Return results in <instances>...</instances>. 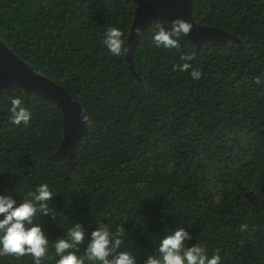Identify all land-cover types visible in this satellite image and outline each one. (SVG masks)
<instances>
[{
    "label": "trees",
    "instance_id": "obj_1",
    "mask_svg": "<svg viewBox=\"0 0 264 264\" xmlns=\"http://www.w3.org/2000/svg\"><path fill=\"white\" fill-rule=\"evenodd\" d=\"M132 0H0V41L35 74L61 86L83 111L73 148L61 105L19 86L0 90V194L18 203L47 182L51 215H37L49 241L75 223L86 233L124 229L120 251L137 264L158 255V237L185 228L191 247L219 250L222 264H264V0H192L191 19L229 37L178 50L141 32L128 59ZM120 28L125 51L112 57L106 30ZM202 78L174 71L180 56ZM257 77L261 83H255ZM22 95L28 126L10 122ZM63 153L60 154V152ZM247 228L242 230V226ZM81 246V252L86 246ZM51 246L41 264H55ZM0 264H33L0 257Z\"/></svg>",
    "mask_w": 264,
    "mask_h": 264
},
{
    "label": "clouds",
    "instance_id": "obj_2",
    "mask_svg": "<svg viewBox=\"0 0 264 264\" xmlns=\"http://www.w3.org/2000/svg\"><path fill=\"white\" fill-rule=\"evenodd\" d=\"M192 24L183 19H176L172 25L157 23L152 33V44L160 50H178L180 38L192 30ZM137 35L141 28L135 29ZM103 45L112 57H120L125 51V36L118 27L106 30ZM193 56L184 53L180 56L182 63L174 66V71L189 72L191 79L198 81L202 78V70L194 68ZM255 83L260 84L257 77ZM10 99V122L13 125L28 126L33 113L25 105L22 95L12 96ZM54 193L47 182L36 186L22 202L18 203L10 192L0 194V257H23L30 255L33 264H41L49 252L50 243L54 247L55 264H137V258L131 252L120 251L123 244L124 229L118 227L114 232L108 224L100 223L99 227L86 233L80 223L73 224L65 233L54 241H49L40 223L35 222L39 214L51 215L48 202ZM247 225L242 226V230ZM158 237V255H147L144 264H222L219 250L208 254V248L203 243L191 247L186 241L191 239L188 231L178 227L174 231ZM83 252L81 246L85 244Z\"/></svg>",
    "mask_w": 264,
    "mask_h": 264
},
{
    "label": "water",
    "instance_id": "obj_3",
    "mask_svg": "<svg viewBox=\"0 0 264 264\" xmlns=\"http://www.w3.org/2000/svg\"><path fill=\"white\" fill-rule=\"evenodd\" d=\"M138 8L133 23L132 31L128 39V59H131L134 45L139 35H137L135 29L141 28V32L147 25L155 21H166L171 23L176 19H183L192 24V30L187 34L193 40L202 41L204 37H207L208 30L204 27L195 25L191 19V2L192 0H132ZM210 31V30H209ZM204 42V41H202ZM200 42V43H202ZM197 43V44H200ZM19 86L26 91L36 92L46 98L52 99L57 102L63 108L67 115L66 120V133L64 143L68 147L73 148L79 135H73L72 123L68 122L72 114L74 119L81 120L83 117V111L72 102L71 97L61 87L51 82L41 75L35 74L31 68L24 65L21 61L17 60L14 54L3 45L0 41V90L3 87Z\"/></svg>",
    "mask_w": 264,
    "mask_h": 264
},
{
    "label": "rangeland",
    "instance_id": "obj_4",
    "mask_svg": "<svg viewBox=\"0 0 264 264\" xmlns=\"http://www.w3.org/2000/svg\"><path fill=\"white\" fill-rule=\"evenodd\" d=\"M205 29H209L210 31L208 30V32H207L208 36L204 37L202 39V41H205V40H224V39H228V37H229L225 32H223L222 30H219L217 28L208 27V28H205ZM194 41L196 42V40H194ZM202 41H197L196 43H200ZM32 71H33V69H32ZM34 73H36V72L34 71ZM80 119L81 120H79V124H80L79 130L81 129V131H82L85 122H84V120H82L83 117H81ZM79 130L75 129L74 133L72 132V134L73 135L78 134ZM62 153H63V149H62V152H60V154H62Z\"/></svg>",
    "mask_w": 264,
    "mask_h": 264
}]
</instances>
